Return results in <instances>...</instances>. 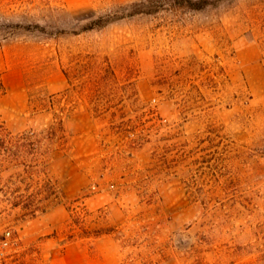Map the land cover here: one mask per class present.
Wrapping results in <instances>:
<instances>
[{"label": "rangeland", "instance_id": "rangeland-1", "mask_svg": "<svg viewBox=\"0 0 264 264\" xmlns=\"http://www.w3.org/2000/svg\"><path fill=\"white\" fill-rule=\"evenodd\" d=\"M144 1L0 0V26L65 32L0 33V126L49 128L34 90L73 110L40 156L65 198L31 217L0 191V264H264V0L71 33ZM78 60L98 80L66 94ZM21 176L0 167V189Z\"/></svg>", "mask_w": 264, "mask_h": 264}, {"label": "trees", "instance_id": "trees-1", "mask_svg": "<svg viewBox=\"0 0 264 264\" xmlns=\"http://www.w3.org/2000/svg\"><path fill=\"white\" fill-rule=\"evenodd\" d=\"M209 4L208 0H146L141 5L133 6L134 11L131 13L93 18L81 23L79 29L71 33L76 36L104 29L114 22L127 17L157 13L164 6L199 12L207 8ZM19 32H39L50 37H62L65 33L60 30L52 32L49 27L39 24L1 23L0 33H2L3 37L16 35ZM87 64L83 60H78L70 67V70L65 72L69 83L66 94L75 86H83L98 80L94 74L89 73L87 76L83 74L89 70L90 64ZM61 100L59 95H53L46 100H41L39 91L34 90L31 93V103L36 104V107H42L49 111L53 117L49 128L41 132L30 130L22 134L13 135L5 126H0V152H2L0 153V167L8 165V168H23L25 175L21 176L22 179L18 182H10L5 187L3 186L0 191L13 198L12 206L14 208H22L31 217L45 212L65 198L57 181L49 175L51 160L42 161L40 159L43 154L51 155L55 145L65 147L68 143L65 121L73 110L66 106L61 107ZM20 152H25L31 158L21 160ZM2 154H4V157ZM42 175L45 176L44 179L41 178ZM34 186L37 187V191L32 194L31 190ZM37 199L41 202L35 205L34 201ZM82 215L80 214V216ZM86 215L87 213H84L83 217ZM109 233L107 232L106 234Z\"/></svg>", "mask_w": 264, "mask_h": 264}]
</instances>
